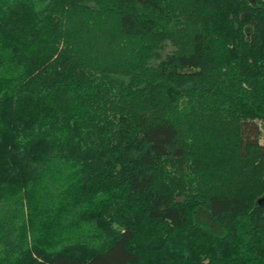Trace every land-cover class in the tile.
<instances>
[{
  "label": "trees",
  "instance_id": "16d2710c",
  "mask_svg": "<svg viewBox=\"0 0 264 264\" xmlns=\"http://www.w3.org/2000/svg\"><path fill=\"white\" fill-rule=\"evenodd\" d=\"M264 0H0V264H264Z\"/></svg>",
  "mask_w": 264,
  "mask_h": 264
},
{
  "label": "rangeland",
  "instance_id": "374dc122",
  "mask_svg": "<svg viewBox=\"0 0 264 264\" xmlns=\"http://www.w3.org/2000/svg\"><path fill=\"white\" fill-rule=\"evenodd\" d=\"M258 124L260 125V129H261V132L259 135V141L261 144H264V124L261 122H258Z\"/></svg>",
  "mask_w": 264,
  "mask_h": 264
}]
</instances>
